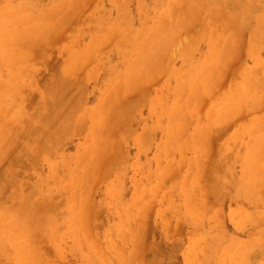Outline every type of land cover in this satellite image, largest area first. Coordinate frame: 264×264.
Masks as SVG:
<instances>
[{
    "label": "rangeland",
    "instance_id": "1",
    "mask_svg": "<svg viewBox=\"0 0 264 264\" xmlns=\"http://www.w3.org/2000/svg\"><path fill=\"white\" fill-rule=\"evenodd\" d=\"M184 1L0 0V264H264V1Z\"/></svg>",
    "mask_w": 264,
    "mask_h": 264
},
{
    "label": "bare ground",
    "instance_id": "2",
    "mask_svg": "<svg viewBox=\"0 0 264 264\" xmlns=\"http://www.w3.org/2000/svg\"><path fill=\"white\" fill-rule=\"evenodd\" d=\"M186 1H187V0H185L184 3H185ZM190 1H193V0H190ZM190 1H189V2H190ZM203 1H204V0H203ZM231 1H234V0H231ZM237 1H238V2H241V1H242V3L244 2V0H241V1H240V0H236V1H234V3H235V2L238 3ZM247 1H249V0H245V2H247ZM258 1H259V0H258ZM261 1H264V0H261ZM220 2H222V0H221ZM229 2H230V0H229ZM249 2H250V3H249ZM249 2H247V3L249 4V5L247 4L248 6H247V5H244L245 3H244V4L240 3V4H242V6H245V7H243V8H245L243 11H245V10H249V8H254L253 6H252V7L250 6V4L253 5V1H252V3H251V1H249ZM187 3H188V2H186L185 5H187ZM204 3H205V1H204ZM231 3H232V2H231ZM259 3H261V5H262V2H259ZM259 3H257V4H259ZM199 4H200V1H199ZM199 4H198V1H197V4H196V2L194 3V5H199ZM206 4H207V2H206ZM208 4H209V3H208ZM217 4H218V3H217ZM221 4H222V3H221ZM223 4H225V2H224ZM257 4H256V5H257ZM188 5H189V4H188ZM230 5H231V4H230ZM263 5H264V4H263ZM207 6H208V5H207ZM246 6L249 7V8H247ZM6 7H7V6H6ZM189 8H190V7H189ZM189 8H188V9H189ZM191 8H192V5H191ZM5 9H6V8H4V10H5ZM183 9H184V10H183ZM186 9H187V7H186ZM195 9H196V8H195ZM195 9H194V7H193V10H192V11H194ZM208 9H209V8H208ZM210 9H211V8H210ZM255 9H257L256 6H255ZM258 9H259V8H258ZM0 10H1V9H0ZM204 10L206 11L207 9H204ZM204 10H203V11H204ZM6 11H7V9H6ZM189 11H190V10H189ZM196 11H197V9H196ZM205 11H204L203 13H205ZM207 11L209 12V10H207ZM207 11H206V13H207ZM251 11L253 12L254 10H251ZM263 11H264V10H263ZM9 12H10V11H9ZM183 12H184L185 15L188 13V11H186V13H185V7L182 8V13H183ZM190 12H191V11H190ZM248 12H249V11H248ZM248 12L246 11V13H248ZM252 12H251V13H252ZM7 13H8V12H6V14H7ZM182 13H181V14H182ZM193 13H194V12H193ZM193 13H192V14H193ZM201 13H202V11H201ZM201 13H200V14H201ZM211 13H212V12H211ZM194 14H196V12H195ZM185 15L182 14V16H185ZM201 15H202V14H201ZM203 15H204V14H203ZM203 15H202V16H203ZM207 15H208V13H207ZM182 16H181V17H182ZM205 16H206V15H205ZM249 17H250V16H249ZM251 17H252V14H251ZM251 17H250V19H251ZM202 18H203V17H202ZM204 18L207 19V16L204 17ZM241 18H242V16H241ZM241 18L239 19L240 22H241ZM236 19H237V18H235L234 20H236ZM245 19H246V18H245ZM231 20H232V19H231ZM234 20H233V21H234ZM246 20H249V19H246ZM246 20H245V22H246ZM236 21H238V20H236ZM242 22H243V19H242ZM242 22H241V24H242ZM245 22H244V23H245ZM248 22H249V21H247L246 24H248ZM250 22H251V21H250ZM231 24H232V23H231ZM231 24H230V25H231ZM248 25H249V24H248ZM222 26H223V25H222ZM231 26H232V25H231ZM237 26H238V25H237ZM237 26H235L236 29H237ZM239 26H240V24H239ZM239 26H238V27H239ZM241 26H242V25H241ZM225 27H226V26H225ZM228 27H229V26H228ZM250 27H251V26H250ZM222 28H223V27H222ZM243 28H244V27H243ZM228 29H229V28H228ZM223 30H224V29H223ZM241 30H243V29L241 28ZM241 30H240V31H241ZM244 30H245V29H244ZM1 31H2V30H1ZM231 31H232V30H231ZM234 31H235V30H234ZM237 31H238V30H237ZM5 32H6V31H4L3 33L0 32V34H3V37H4V38L6 37V35H4ZM226 32H227V31H226ZM234 33H235V32H234ZM240 33H241V32H240ZM5 34H7V33H5ZM8 34H9V32H8ZM8 34H7L6 39L9 37ZM13 34H16V33H13ZM223 34H225V32H224ZM232 34H233V33H232ZM236 34H237V33H235V35H234V34H233V35L236 36ZM242 34H243V33H242ZM221 35H222V34H221ZM230 35H231V34H230ZM238 35H239V34H238ZM240 35H241V34H240ZM15 36H16V35H15ZM21 36H22V35H21ZM214 36H215V35H214ZM225 36H226V39H227V40L224 42V44H225V43L228 44V42H227V41H229V38H227L228 34H225ZM234 36H233V38H235ZM241 36H243V35H241ZM11 37H12V36H11ZM13 37H14V36H13ZM222 37H223V36H222ZM228 37H229V36H228ZM236 37H237V36H236ZM0 38H1V35H0ZM14 38H15V37H14ZM17 38H18V36H16V39H17ZM162 38H163V36H162ZM213 38L216 39L215 37H213ZM220 38H221V37H220ZM1 39H2V38H1ZM6 39H2V40H3V44H1L2 42L0 43V44H1V47H2V45L4 46ZM10 39H12V38H10ZM10 39H9V40L7 39L8 42L6 41V44H9L10 46H13L14 44L19 45V43H16L15 40H14V42H15V43H14V42H13V39H12V41H11ZM18 39H19V38H18ZM217 39H218V38H217ZM235 39H237V38H235ZM240 39H241V37H240ZM240 39H238V40H240ZM164 40H165V38H164ZM223 40H224V38H223ZM9 41H10V42H9ZM16 41H17V40H16ZM216 41H217V40H216ZM216 41H215V42H216ZM220 41H221V39H220ZM241 41H242V40H241ZM11 42L14 43V44H10ZM218 43H220V42H218ZM241 43H242V42H241ZM6 44H5V45H6ZM6 46H7V45H6ZM20 46H21V45H20ZM18 47H19V46H18ZM229 47H230V45H229ZM229 47H228V48H229ZM3 48H4V47H3ZM3 48H2V49L0 48V50H1L0 53L2 52ZM6 48H8V47H5L4 50H5ZM20 48H22V47H20ZM20 48H19V49H20ZM17 49H18V48H17ZM20 50H21V49H20ZM22 50H23V49H22ZM23 51H24V50H23ZM3 52H4V55H5V58H6V56H8L7 54H5V53H7V49H6V51H3ZM20 52H21V51H20ZM24 52H25V51H24ZM155 53H156V52H155ZM251 53H252V52H251ZM2 54H3V53H2ZM8 54H9V53H8ZM21 54H23V53L21 52ZM4 55L2 56L3 58H4ZM0 57H1V56H0ZM2 57H1V58H2ZM8 57H9V58H10V57L12 58V55L9 54ZM8 57H7V59H9ZM1 58H0V59H1ZM3 58H2V59H3ZM5 58H4V59H5ZM2 59H1V60H2ZM5 60H6V59H5ZM3 62H4V61H3ZM8 62H9V61H8ZM11 62H13V61L11 60ZM9 63H10V62H9ZM9 63H8V64H9ZM53 63H54V62H53ZM1 64H3V63H1ZM1 64H0V65H1ZM57 64H58V63H57ZM3 65H4V64H3ZM52 65H53V64H52ZM49 66H50V65H49ZM58 66H59V65H58ZM59 67H60V66H59ZM261 68H263V67H261ZM60 69L63 70L62 68H60ZM51 70H52V69H51ZM54 71H55V67H54ZM54 71H53V72H54ZM59 71H60V70H59ZM0 72H1V71H0ZM60 72H62V71H60ZM51 73H52V72H51ZM51 73H50V75H51ZM58 73H59V72H58ZM58 73H55V74H58ZM52 74H54V73H52ZM63 74H64V73H63ZM219 74L221 75V73H219ZM50 75H49V76H50ZM58 75L60 76V73H59ZM49 76H48V78H49ZM62 76H63V75H61L60 77H62ZM39 77H40V76H39ZM55 78H56L57 80H59V78H58L57 76H56ZM62 78H64V76H63ZM62 78H61V79H62ZM66 78H67V77H65L64 79H66ZM45 80H46V79H45ZM49 80H52V81H53V79H51V78H49ZM57 80H56V81H53V82L51 83V85H50V83H49V86H47V88L49 87V90H51V93H53L52 95H55L56 98H59V97H57V96H62V95L60 94V92H61L60 89H61V87H62V86H61L62 84L60 85L61 87L59 86V84L62 82V80H61V81H60V80L57 81ZM68 80H69V82H72L70 79H68ZM36 81H37V80H36ZM47 82H49V81H47ZM59 82H60V83H59ZM66 82H68V81H66ZM63 83H64V82H63ZM37 84H38V83H37ZM42 84H43V83H42ZM70 84H71V83H70ZM263 84H264V83H263ZM263 84H262V85H263ZM77 85H78V84H77ZM63 86H64V85H63ZM36 87H37V86H36ZM41 87H42V86H41ZM65 87H66V86H65ZM75 88H76V87H75ZM64 89H66V88H64ZM69 89H70V88H69ZM36 90H37V89H36ZM36 90H35V91H36ZM41 90H43V89L41 88ZM49 90H48V91H49ZM62 90H63V89H62ZM76 90H77V89H75V91H76ZM248 91H249V90H248ZM44 92H45V91H44ZM49 92H50V91H49ZM62 92H63V91H62ZM73 92H74V90H73ZM0 93H1V91H0ZM69 93H70V92H69ZM66 94H67V93H66ZM40 95H41V94H40ZM40 95H39V91H38V97H39L38 100H40V98H41ZM72 95H73V93H72ZM43 96H44V95H43ZM46 96H48V95H46ZM50 96H51V95H50ZM50 96H48L47 98H51V101H52V98H54V99H53V101H54V100H55V97H52V96L50 97ZM74 96H75V95H74ZM28 97H29V95H28ZM67 97H68V96H67ZM67 97H66V99H67ZM75 97H76V96H75ZM36 98H37V97H36ZM41 99H42V100H40V101L43 102L44 99H43V98H41ZM64 99H65V98H64ZM66 99H65V100H66ZM68 99H69V98H68ZM71 99H72V98H71ZM56 100L59 101V99H56ZM61 100H62V99H61ZM22 101L24 102L25 100H22ZM35 101H36V100H34V103H35ZM40 101H39V103H40ZM44 101H45V100H44ZM47 101H48V100H47ZM48 102H50V101H48ZM56 102H57V101H56ZM64 102H65V101H64ZM37 103H38V102H37ZM39 103H38V104H39ZM54 103H55V102H54ZM54 103H53V104H54ZM49 104H50V103H49ZM60 105H61V104H60ZM66 105H67V104H66ZM39 106H40V105H39ZM53 106H54V105H53ZM55 106H59V105H55ZM51 107H52V106H51ZM21 108H23V107H21ZM63 108H64V107H63ZM29 109H30V108H29ZM35 109H36V108H35ZM38 109H39V108H38ZM51 109H52V108H51ZM51 109L49 108L50 111H51ZM24 110L26 111V109H24ZM30 110L33 111V109H30ZM56 110H57V109H56ZM58 110H59V109H58ZM19 111L21 112V109H20V108H19ZM22 111H23V109H22ZM31 111H30V113H31ZM36 111H37V109H36ZM36 111H35V112H36ZM38 111H39V110H38ZM68 111H69V110H68ZM40 112H41V110H40ZM22 113L25 114L24 111H23ZM28 113H29V110H28ZM38 113H39V112H38ZM46 113H47V112H46ZM56 113H57V112H56ZM56 113H55V114H56ZM62 113H63V112H62ZM26 114H27V113H26ZM32 114H33V113H32ZM40 114H41V113H40ZM44 114H45V113H44ZM55 114H54V113L52 114V115H53L52 118L55 117V116H54ZM57 114H58V113H57ZM57 114H56V115H57ZM20 115H21V113H20ZM33 115H35V113H34ZM36 115H37V114H36ZM63 115H64V114H63ZM68 115H69V114H68ZM21 116H22V115H21ZM23 116H24V115H23ZM27 116H28V115H27ZM30 116H31V115H30ZM65 116H66V115H65ZM65 116H64V117H65ZM34 117H36V116H34ZM21 118H22V117H21ZM32 118H33V116H32ZM32 118H31V120H32ZM55 118H56V117H55ZM34 119H35V118H34ZM47 119H48V118H47ZM63 119H64V118H63ZM31 120H30V121H31ZM39 120H40V119H39ZM65 120H66V118H65ZM25 121H26V120H25ZM25 121H24V122H25ZM36 122H37V121H36ZM41 122H43L42 119H41ZM41 122H40V123H41ZM45 122H46V121H44V123H45ZM47 122H48V121H47ZM49 122H50V121H49ZM49 122H48L47 124H49ZM51 122H52V119H51ZM57 122H58V120L56 121V123H57ZM37 124H38V123H37ZM41 124H43V123H41ZM47 124H46V125L44 124V125L47 127V126H48ZM54 124H55V123H54ZM57 124H60V123L58 122ZM12 125H13V124H12ZM35 125H36V124H35ZM55 125H56V124H55ZM3 126H4V125H3ZM58 126H59V125H58ZM10 127H12V126H10ZM10 127H9V128H10ZM43 127H44V126H43ZM48 127H49V126H48ZM52 127H53V126H52ZM5 128L7 129V126H5ZM5 128L3 127V129L0 131V134H1L2 131L5 132V130H6ZM9 128H8V129H9ZM23 128H24V125H23ZM54 128L57 129L56 126H55ZM58 128H59V127H58ZM10 129H11V128H10ZM20 129H21V127H20ZM27 129H28V128H27ZM29 129H30V128H29ZM50 129H51V128H50ZM24 130H26V129H24ZM36 130H37V129H36ZM39 130H40V128L37 130L36 133H40V134H41V132H40ZM33 131H34V129H33ZM4 132H2V133H4ZM17 132H20V131L17 130ZM28 132H29V131H28ZM28 132H27V133H28ZM42 132H43V131H42ZM27 133H26V134H27ZM4 134H7V135H8V133H6V132H5ZM4 134H3V136H4ZM40 134L38 135L39 137L41 136ZM3 136H1V137H3ZM4 137H6V135H5ZM20 137H21V136H20ZM10 138H11V136H10ZM21 138H22V137H21ZM1 139H2V138H1ZM6 139H7V138H6ZM11 139H12V138H11ZM22 139H23V138H22ZM4 140H5V139H4ZM12 140H13V139H12ZM15 140H16V138H15ZM15 140H14V141H15ZM2 141H3V139H2ZM5 141H6V140H5ZM0 142H1V141H0ZM1 144H2V143H1ZM11 144H12V143H11ZM9 145H10V144H9ZM0 146H1V145H0ZM6 146H7V143H6ZM1 148H2V151H3V148L5 149V147H3V145H2ZM8 148H9V147H7L6 150H7ZM18 149H19V148H18ZM18 149H16V150H18ZM0 151H1V149H0ZM2 151H1V153H0V157L2 156V158H3V156L5 157V155H3L4 153H2ZM20 151H22V150H20ZM263 155H264V151H263ZM261 157H262V156H261ZM2 158H1V159H2ZM263 158H264V157H263ZM258 161H259V160H258ZM259 162H260V161H259ZM0 163H1V160H0ZM258 164L260 165V163H258ZM262 164H263V163H262V161H261V165L258 167V169H260V167L262 166ZM257 166H258V165H257ZM263 166H264V165H263ZM261 168H262V167H261ZM258 169H256V172H255L256 174H257L258 172L260 173V171L257 172ZM263 169H264V167H263ZM262 172H263V171H262ZM1 173H2V172H1ZM259 173H258V174H259ZM0 175H1V174H0ZM261 175H263V174H261ZM261 175H260V176H261ZM260 176H259V177H260ZM254 177H256V176H254ZM2 178H3V177H2ZM256 178H257V177H256ZM255 180H257V179H255ZM209 183H211V182H209ZM212 187H213V186H212ZM26 189H27V188H26ZM209 192H210V191H209ZM38 193H39V192H38ZM43 194H44V193H43ZM41 195H42V194H41ZM39 196H40V195H39ZM44 196H45V195H44ZM41 197H42V196H41ZM45 197H46V199H47V197L49 198L48 195L45 196ZM32 198H33V197H32ZM35 198H36V197H35ZM39 200H40V198H39ZM25 201H26V200H25ZM47 201H48V200H47ZM47 201H46V202H47ZM49 201H51L50 198H49ZM10 202H11V201H10ZM7 203H8V202H7ZM27 203H28V202H27ZM29 203H30V202H29ZM58 203H59V202H58ZM24 204H25V203H24ZM30 204H32V203H30ZM41 204H42V203H41ZM52 204H54V203H52ZM55 204H56V203H55ZM36 205H37V204H36ZM38 205H39V204H38ZM59 205H60V204H59ZM26 206H27V205H26ZM45 206H46V205H45ZM53 207H54V206H53ZM25 208H27V207H25ZM2 209H3V208H1L0 210H2ZM7 209H8V208H7ZM7 209H5V210L7 211ZM50 209H51V208H50ZM52 209H53V208H52ZM56 209H57V208H55V209H53V210L55 211ZM5 210L3 209V211H5ZM24 210H25V209H24ZM26 211H27V209H26ZM1 212H2V211H1ZM1 212H0V214H1ZM7 212H8V211H7ZM50 212H52V210H50L48 213H50ZM2 213H4V212H2ZM5 213H6V212H5ZM52 213H53V212H52ZM1 215H2V214H1ZM1 215H0V217L3 218V216H1ZM4 215H5V214H4ZM10 215H11V214H10ZM15 215H16V214H15ZM49 215H50V214H49ZM52 215H53V214H52ZM5 217H6V220H7L8 214H6ZM5 217H4V218H5ZM15 217H16V219H17L18 215H16ZM15 217L13 216V219H12V217H11L12 222L10 221V224H7V226H8V225H9V226L12 225V223H15V225L18 224L17 221H15V222L13 221V220L15 219ZM2 218H1V219H2ZM4 218H3V220H4ZM8 218H9V217H8ZM19 218H20V216H19ZM19 218H18V219H19ZM69 218H71V217H69ZM16 219H15V220H16ZM50 219H51V218H50ZM48 220H49V218H48ZM48 220H47V221H48ZM1 221H2V220H1ZM8 221H9V220H8ZM3 222H4V221H3ZM3 222H1V224H2ZM5 223H6V222H5ZM5 223L2 225L3 227H4V225H6ZM7 223H8V222H7ZM38 226H39V225H38ZM40 226H43V225H40ZM40 226H39V227H40ZM3 227L0 228V231L3 229ZM39 227H38V228H39ZM48 227H49V226H48ZM50 227H51V226H50ZM4 228H5V227H4ZM51 228H52V227H51ZM41 229H43V227H42ZM44 229H45V227H44ZM49 230H50V228H49ZM35 231H36V230H35ZM45 231H46V229H45ZM24 232L26 233V231H24ZM27 232H28V231H27ZM40 232H41V231H40ZM50 232H51V230H50ZM0 233H1V234H0V238H1V235H2V238H5L4 236H5L6 234H4V236H3L2 231H1ZM52 233H53V232H52ZM8 234H9V231H8ZM28 234H29V233H28ZM30 234H31V233H30ZM80 234H81V233H80ZM38 235H39V234H38ZM6 236H7V239H8L9 236H10L9 238H11L13 235H6ZM23 236H24V235H23ZM25 236H26V234H25ZM41 236H42V235H41ZM13 237H14V236H13ZM13 237H12V239H8L7 241L12 240L13 242H16V241H14L15 239H13ZM34 237H35V236H34ZM34 237H33L32 239H34ZM81 237H82V235H81ZM81 237H80V238H81ZM14 238H15V237H14ZM18 238H19V236L17 237V240H19ZM27 238H29V237H27ZM29 239H30V238H29ZM38 239H39V238H38ZM77 239H78V238H77ZM4 241H6V240L4 239ZM2 242H3V241H2ZM2 242H1V243H2ZM26 242H27V241H26ZM26 242H25V244H26ZM29 242H30V241H29ZM32 242H33V241H32ZM78 242H79V241H78ZM27 243H28V242H27ZM15 244H16V243H15ZM19 244H20V243H19ZM28 244H29V243H28ZM28 244H27V245H28ZM30 244H31V243H30ZM50 244H51V243H50ZM2 245H3V243H2ZM29 246L31 247V245H29ZM29 246H28V247H29ZM32 246H33V245H32ZM17 247H18V246H17ZM30 247H29V249H30ZM33 249H34V248H33ZM19 250H20V251L23 250V251H22V253L19 252V255L15 254L14 256H16V258H17V256L21 257L20 254H22V255L25 254V253H24V250L26 251V250H28V249L25 248V247H24L23 249H19V248L17 249V248H16V249H15V251H17L16 253H18ZM31 250H32V248L30 249V251H29V250L26 251V253L28 254V252H31ZM32 251H33V250H32ZM34 252H35V251H34ZM39 252H41V250H40ZM92 252H93V250H92ZM14 253H15V252H14ZM27 254H26V255H23V256H29V255H30V254H29V255H27ZM37 254H38V253H37ZM94 254H95V253H94ZM42 255H43V254H42ZM35 256H36V255H35ZM23 258H24V257H23ZM29 258H30V260H31V257H29ZM20 259H21V258H20ZM24 259H25V258H24ZM24 259H23V260H24ZM26 259H28V258L26 257ZM106 259H107V258H106ZM15 260H16V259H15ZM17 260H19V259H17ZM23 260H22V261H23ZM33 260H34V259H33V256H32V260H31L32 262H31V261H30V262H31L32 264H33V262L36 263V261H33ZM35 260H36V259H35ZM19 261H20V260H19ZM22 261H20V262H22ZM27 261H28V260H27ZM27 261H26V263H27ZM109 261H110V260H109ZM28 263H29V262H28ZM31 263H29V264H31ZM16 264H17V263H16ZM18 264H19V263H18ZM21 264H22V263H21ZM23 264H24V263H23ZM37 264H38V261H37ZM44 264H45V263H44Z\"/></svg>",
    "mask_w": 264,
    "mask_h": 264
}]
</instances>
